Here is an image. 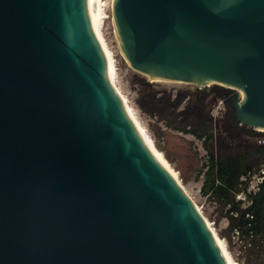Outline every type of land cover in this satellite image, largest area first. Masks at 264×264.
<instances>
[{
    "label": "water",
    "instance_id": "95a60500",
    "mask_svg": "<svg viewBox=\"0 0 264 264\" xmlns=\"http://www.w3.org/2000/svg\"><path fill=\"white\" fill-rule=\"evenodd\" d=\"M113 12L135 70L230 89L234 124L264 129V0ZM0 264H227L111 85L86 0H0Z\"/></svg>",
    "mask_w": 264,
    "mask_h": 264
},
{
    "label": "rangeland",
    "instance_id": "374dc122",
    "mask_svg": "<svg viewBox=\"0 0 264 264\" xmlns=\"http://www.w3.org/2000/svg\"><path fill=\"white\" fill-rule=\"evenodd\" d=\"M101 1L104 16L101 32L115 65V85L138 124L166 162L168 170L182 184L193 204L223 241L231 262L264 264V246L254 249L248 239L230 231V221L225 216L227 208L223 209L215 199L202 194V170L208 155L203 140L184 132L181 127L190 117H194L197 120L196 126L202 129L204 122H213L218 139L210 144L212 148L218 146V153L223 155L249 151L264 143V129L246 127L239 134L232 135L228 124L229 113L232 111L230 89L213 83L201 87L182 82L151 80L135 70L120 43L114 23V0ZM222 89L228 96L213 95L214 90ZM185 108H188L187 113L180 115ZM257 161V158L251 159V163ZM238 198L245 200L243 195Z\"/></svg>",
    "mask_w": 264,
    "mask_h": 264
},
{
    "label": "trees",
    "instance_id": "16d2710c",
    "mask_svg": "<svg viewBox=\"0 0 264 264\" xmlns=\"http://www.w3.org/2000/svg\"><path fill=\"white\" fill-rule=\"evenodd\" d=\"M197 93L201 94V91ZM225 90H214V96H226ZM228 96V94H227ZM179 106L177 105L178 109ZM185 108L180 115L187 113ZM232 109V108H231ZM232 111H230L231 113ZM229 113L228 124L232 135L244 131V127L234 124ZM200 124V122H199ZM193 117L183 122L181 129L202 139L208 158L202 174L204 182L202 194L215 199L229 218L228 229L237 232L248 239L251 247L258 249L264 246V143L256 145L249 151H236L229 154L218 153V146L211 147V142H217L213 122H204L203 129L196 126ZM257 158L256 163H251ZM263 177L256 191L250 190L257 177ZM243 195L245 200L239 199Z\"/></svg>",
    "mask_w": 264,
    "mask_h": 264
},
{
    "label": "bare ground",
    "instance_id": "6f19581e",
    "mask_svg": "<svg viewBox=\"0 0 264 264\" xmlns=\"http://www.w3.org/2000/svg\"><path fill=\"white\" fill-rule=\"evenodd\" d=\"M114 2H115V0H114ZM114 2H113V5H114ZM102 3L103 2L101 0H86V9H87V13H88V16L90 18L92 27H93V29H94V31L96 33V36L98 37V39H99V41H100V43L102 45L103 51H104L105 56H106V59H107V76H108V79H109L111 85L116 90V92H117V94H118V96H119V98H120V100H121V102H122V104L124 106V109L126 110V112H127L128 116L130 117V119L133 121V123H134V125H135L138 133L142 137L143 141L148 146V148L152 151V153L155 155V157L158 159V161H160V163L168 170V168L166 166V162L158 154V152L156 151V149L154 148V146L152 145V143L150 142V140L148 139V137L145 135L144 131L142 130V128L138 124L135 116L133 115V113L131 112L130 108L128 107L126 101L122 97V94H120V92L118 91V89H117V87L115 85V81H114L115 73H116L115 72V65H114L113 58H112V56L110 54V51L107 48V45L105 43V40H104V38L102 36V32H101V27H102V23H103V19H104V16H103V13H102L103 12L102 11ZM119 39H120V37H119ZM120 43H121V40H120ZM149 78L151 80L172 81V80H164V79H158V78L155 79V78H151V77H149ZM174 82H179V81H174ZM211 83H213V82H209V84H211ZM241 95L244 97V93L243 92H241ZM258 129H263V128H258ZM170 174H171V172H170ZM206 222L208 223L207 220H206ZM208 225L211 227V225L209 223H208ZM212 231L214 233V236H215V239H216V241L218 243V246L220 247V249H221V251H222V253L224 255V258L226 259L227 264H233L231 262V259L229 258L228 254H227V251L225 249V245H224L223 241L216 235V233L214 232L213 228H212Z\"/></svg>",
    "mask_w": 264,
    "mask_h": 264
},
{
    "label": "built area",
    "instance_id": "2783aa9c",
    "mask_svg": "<svg viewBox=\"0 0 264 264\" xmlns=\"http://www.w3.org/2000/svg\"><path fill=\"white\" fill-rule=\"evenodd\" d=\"M262 174H264V170L262 171ZM262 180H263V177H261V176L257 177L256 180L254 181V183H252V186H251L250 190L256 191L258 189V184L260 182H262Z\"/></svg>",
    "mask_w": 264,
    "mask_h": 264
}]
</instances>
